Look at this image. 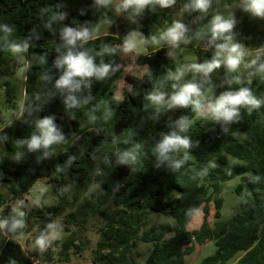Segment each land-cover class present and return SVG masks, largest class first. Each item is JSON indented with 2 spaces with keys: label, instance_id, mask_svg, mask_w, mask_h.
I'll use <instances>...</instances> for the list:
<instances>
[{
  "label": "trees",
  "instance_id": "trees-1",
  "mask_svg": "<svg viewBox=\"0 0 264 264\" xmlns=\"http://www.w3.org/2000/svg\"><path fill=\"white\" fill-rule=\"evenodd\" d=\"M190 2L184 0L185 6ZM96 3L97 0H0V58L11 44L27 49L24 109L15 120L0 127V182L8 183L11 196L18 199L39 178L57 183L56 202L34 208L35 239L46 235L51 230L48 225L63 215L64 229L69 233L60 242L64 247L61 253L68 257L67 249L76 245L78 230L93 217L103 221L102 236L87 264H134L140 253L135 249L138 240L152 242L146 264L183 263L195 242L209 240L214 241L216 249L200 264H264V101L258 98L257 85L247 75L236 83L237 74L230 73L228 90L248 88L261 101L258 108L242 107L239 118L232 122L215 120L208 124L203 116L195 117L191 106L173 110L166 104L156 105L149 97L168 81L177 86H199L201 80V72L194 70L184 84L169 77V69L175 66L167 60L165 46H160L138 55L145 69L141 75L126 73L129 84L123 87L122 96L115 95V81L122 75V40L111 33L91 36ZM213 5L214 0L207 13L185 7V34L192 39L199 35L211 37ZM160 8L158 4L149 5L142 11L141 29L147 39L151 37L147 25L158 20ZM221 10L222 6L218 7ZM231 18H241L242 28L254 32L249 13L241 4ZM65 28L86 29L90 39L69 45L62 36ZM69 50L86 52L98 67L108 65V74L102 79L77 77L80 87L74 93L56 85L54 94L45 96L46 101L37 97L39 75L45 72L57 82L63 72L55 61ZM70 95L78 101L75 107H69ZM45 117L53 119L63 137L50 146L48 156L43 148L30 151L27 143L33 134H39L37 122ZM181 120L188 125L183 132L179 129ZM174 131L190 141L188 149L172 154L175 159L187 156L180 169L159 160L155 152L163 135ZM237 174L241 181L236 191L239 195L244 188L248 191L247 197L239 201L238 211L220 219L222 197H216L215 221L210 224L203 218L199 227L189 229L188 223L200 207L208 214L212 191L222 180ZM60 183L72 187L70 198ZM90 183L96 190L90 192V198L83 196V201L75 204ZM149 211L171 216L173 221L145 225ZM21 217L11 215L9 204L1 209L0 220H8L9 225ZM71 223L76 228L68 225ZM239 251L238 258L229 263ZM0 264L37 263L19 241L10 237L0 246Z\"/></svg>",
  "mask_w": 264,
  "mask_h": 264
},
{
  "label": "rangeland",
  "instance_id": "rangeland-1",
  "mask_svg": "<svg viewBox=\"0 0 264 264\" xmlns=\"http://www.w3.org/2000/svg\"><path fill=\"white\" fill-rule=\"evenodd\" d=\"M121 0H109L107 4L99 3L92 11L95 16V22L90 27L91 36L111 33L117 35L122 43L120 44V58L119 64L122 68V75L115 81V95L122 96L123 87L128 85V80L125 74L141 75L145 69V64L138 62V55L140 53H148L160 46H165L167 60L172 62L174 69H169V77L174 78L183 73L176 81L185 83L191 69L190 65L193 63L203 64L211 62L215 54L216 48L214 44H209L211 37H204L199 35L192 39L190 34H185V38L177 44L169 43L161 36L168 28L172 27L175 22L184 24V0H175L173 5L167 8L161 7L157 21H149L147 31L150 38H146L145 32L142 28V12L134 13L131 9L123 10L119 8ZM241 4V0H214L213 16L222 15L225 18L234 16ZM222 6V10L218 11V7ZM249 24L254 29L246 31L242 28V20L238 18L233 32L234 42H239L244 46L245 57L241 63L240 68L235 71L236 76L242 78L247 75L250 80L255 82L259 89L258 98L264 101V72L259 71L260 65L264 64V18L253 17L249 13ZM153 37L156 39L153 40ZM131 39L134 44L132 51H124L125 41ZM223 41H217L222 43ZM26 46L19 44H11L9 51L5 52L0 58V127L15 120L24 109V94H25V67L27 65ZM210 51L208 53L207 51ZM256 59V64L246 67V64H251V60ZM231 72L225 66L215 69L213 72L205 75L201 72V80L199 87L203 94L202 99L205 102H211L219 97L224 91H229L227 87L232 81ZM57 82L46 75L45 72L39 75V81L35 88V95L46 101L45 96L54 94ZM226 88V89H225ZM157 93L165 94L168 99L175 92V88L170 81L166 86H162L156 90ZM175 108H173L174 110ZM203 116L204 122L212 124L215 119L207 115ZM230 159H235L229 156ZM241 181V175L237 174L226 180L220 182L219 187L212 191L211 199L209 201V212L205 213L200 207L192 216L188 223L189 229H194L200 226L203 218H207L208 222L212 224L216 217L214 215L215 206L214 198L222 197V206L220 208V219H226L239 209V201L247 197V189L242 190L239 195L236 191V185ZM57 183L49 182L44 178L37 179L27 192L24 193L21 199L13 198L8 189V183L0 182V201H4L0 205L1 209L5 204L11 207V215L23 213L20 220L23 221V226L27 227L20 233L10 231L11 225L7 228L0 229V246L7 238H14L19 241L24 248L27 255L37 264H87L91 262L93 251L97 240L102 236L100 226L103 221L100 218H91L85 228L78 230L75 237V244L70 245L67 249L68 257H65L61 250L63 245L61 241L66 238L69 230L64 229L63 215H58L53 220L54 228L51 229L46 236L49 238L48 246L41 251L36 245L34 229L35 213L34 208L42 203L52 204L57 200V194L54 187ZM62 185L66 190L67 196H72V187L70 185ZM96 190V186L90 183L84 195H80L75 204L83 201V196L90 198V192ZM69 209V207H67ZM168 220L173 221L171 216L149 211L146 215L145 225H151L154 222ZM71 228H76L74 223L68 224ZM152 247L150 241H137L135 249L140 253L135 256L134 264H146L145 259ZM216 249V244L213 240L204 243L195 242L194 249L185 256V261L180 264H200L202 259ZM38 251L37 255L35 252ZM133 251V250H132ZM134 252V251H133ZM241 254L239 251L228 262H232Z\"/></svg>",
  "mask_w": 264,
  "mask_h": 264
},
{
  "label": "clouds",
  "instance_id": "clouds-1",
  "mask_svg": "<svg viewBox=\"0 0 264 264\" xmlns=\"http://www.w3.org/2000/svg\"><path fill=\"white\" fill-rule=\"evenodd\" d=\"M99 3L107 4L109 0H98ZM175 0H121L118 10L131 9L134 13L139 14L149 5H160L167 8L173 5ZM212 5V0H191L190 4L186 5V8H190L193 11H199L207 13ZM241 7L247 13H250L253 17L264 18V0H241ZM236 21L234 18H225L222 15H216L210 22L209 31L211 33V39L209 44H214L216 51L211 62L203 64L193 63L190 65V69L196 72H202L205 75L213 72L215 69H219L222 65L225 66L228 71H237L245 57L244 46L239 42L233 40V29ZM186 28L184 24L175 22L172 27L168 28L166 32L161 36V39L167 40L169 43L177 44L179 41L185 38ZM62 36L67 44L75 46L77 41L86 42L90 39L89 32L85 30H75L73 28H65L62 31ZM156 38L153 37V40ZM223 41L217 43V41ZM134 44L131 39L125 41L124 51H132ZM55 64L58 68L62 69L63 74L57 81V87L61 89H67L69 92H76L80 87L81 80H87L95 76L97 79H102L109 72V66L102 64L96 66L93 62V58L86 52H77L69 50L68 54L62 58H57ZM256 64V59L251 60V64H246V67ZM259 71L264 72V64L260 65ZM183 73L175 76V79H179ZM239 77L236 78V83H239ZM231 84L232 82L229 81ZM177 88L170 98L166 99L165 94L157 93L151 95L149 98L156 105L166 104L168 108L183 107L187 108L191 106L193 111L198 115H207L211 118L224 122H232L239 118L240 109L242 107L247 108L252 106L258 108L261 101L256 99L248 88H241L238 91H224L211 102H205L202 99V92L200 87L195 83H187L183 86L173 85ZM69 107H75L78 101L75 95L68 97ZM250 110V109H249ZM179 123L180 132H183L187 128V122L181 120ZM37 129L39 134H33L30 141H28V148L30 151L37 149H45V156H48V149L50 146L60 142L63 137L59 134L54 121L50 117H45L37 122ZM23 143V141L21 142ZM190 147V141L187 137H183L177 132H171L170 134L163 135L160 142L155 147V152L158 159L161 161H169L174 169H180L187 159L185 156L183 159H175L173 153H178L182 149H188ZM124 158L121 157V160ZM23 216V213H19ZM9 226L8 220H0V229L7 228ZM23 227V221L20 219H13L10 227V231L15 232L16 229ZM49 229H53L54 226L49 224ZM49 238L46 235L40 236L36 241V245L43 251L49 244Z\"/></svg>",
  "mask_w": 264,
  "mask_h": 264
}]
</instances>
